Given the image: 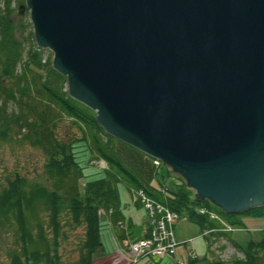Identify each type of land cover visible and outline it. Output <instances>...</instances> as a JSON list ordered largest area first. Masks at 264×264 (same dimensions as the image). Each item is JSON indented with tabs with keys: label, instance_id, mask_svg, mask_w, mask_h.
Masks as SVG:
<instances>
[{
	"label": "water",
	"instance_id": "1",
	"mask_svg": "<svg viewBox=\"0 0 264 264\" xmlns=\"http://www.w3.org/2000/svg\"><path fill=\"white\" fill-rule=\"evenodd\" d=\"M70 96L224 212L264 204V0H24Z\"/></svg>",
	"mask_w": 264,
	"mask_h": 264
},
{
	"label": "trees",
	"instance_id": "2",
	"mask_svg": "<svg viewBox=\"0 0 264 264\" xmlns=\"http://www.w3.org/2000/svg\"><path fill=\"white\" fill-rule=\"evenodd\" d=\"M12 1L0 0V143L10 138L14 126L20 140L42 149L45 162L41 179L14 172L0 184V227L6 223L14 226L13 242L17 245L8 253L10 264H61L57 249L62 212L68 216L65 222L70 227H83L75 264H92L95 258L106 255L103 233L125 250L128 246L123 239L132 242L149 237L146 208L141 235L130 236L128 226L133 220L120 208L118 182L130 192L135 206L145 207L133 197L141 192L198 224L209 251L210 235L205 231L231 241L228 232L242 224L240 213L264 220V204L237 213L224 212L211 200L197 198L181 175L164 162L154 163L155 157L106 132L96 121L95 110L68 94L66 76L53 68L50 54L42 56L28 20L12 16L17 2L19 10L24 7L23 0ZM63 118H68L76 134L57 137L55 127ZM92 160H102L103 165L97 167ZM172 171L177 176H171ZM242 252V257L228 261H206L264 264V238L249 241ZM174 255L175 248L173 254L162 256L150 252L131 256L126 250L123 259L124 264H189L198 259L191 255L187 262Z\"/></svg>",
	"mask_w": 264,
	"mask_h": 264
},
{
	"label": "rangeland",
	"instance_id": "3",
	"mask_svg": "<svg viewBox=\"0 0 264 264\" xmlns=\"http://www.w3.org/2000/svg\"><path fill=\"white\" fill-rule=\"evenodd\" d=\"M12 2L13 4L16 3L14 0ZM17 3L14 5L15 8L12 12V16L16 19L28 20V28L32 29L28 8L24 6L19 10V7L17 8ZM22 4H24V0ZM42 52L43 57L46 54L52 56L51 50L47 47H42ZM11 127L13 133L10 138L0 143V184L4 183L5 177L12 176L14 172H18V174L28 179H41L43 177L42 171L45 162V154L39 146L20 140L18 138L19 135L15 132V127ZM55 133L57 137H71L76 134L77 131L75 127L70 124L68 118H63L57 122ZM92 163L97 167L103 165L102 162L99 164L97 160H92ZM171 176L175 177L177 174L172 171ZM117 187L119 191L120 208L125 216H129L133 220V223L128 226V231H131L130 236L139 237L145 226L144 219L146 209L142 205L135 206L133 204L130 192L121 182L117 183ZM60 218L62 222V233L60 244L57 249L60 262L61 264H75L79 254L83 227L82 225L70 227L69 224L65 222L68 216L63 212ZM238 218L242 221V224L228 232L231 241L224 235L221 236L211 234L210 232H204L206 235H210L211 251H209L207 249V241L200 226L189 221L184 216L178 215L173 224L174 237L178 242L175 246V255L173 257L181 261L189 262V259L192 257L191 255H195L198 259L189 264H208L206 259L228 261L234 256L242 257V251L246 250L249 241L257 242L264 238V220L261 216L244 213H240ZM44 229L48 233L50 232L46 224ZM102 232H105V230ZM13 233V225L6 223L0 227V264H10L8 253L11 248L17 247L13 242L15 239ZM102 241L107 253L106 255L95 258L92 264H124L125 260L123 259V254L126 251L125 247L120 248L118 243L114 242L111 236L105 235L104 233L102 235ZM129 258L131 259L130 256Z\"/></svg>",
	"mask_w": 264,
	"mask_h": 264
},
{
	"label": "built area",
	"instance_id": "4",
	"mask_svg": "<svg viewBox=\"0 0 264 264\" xmlns=\"http://www.w3.org/2000/svg\"><path fill=\"white\" fill-rule=\"evenodd\" d=\"M153 161L157 163L159 160L154 159ZM133 197H138L147 209L149 237L139 238L132 242H128L126 239L123 240V243L128 246V254L132 256L144 252H150L157 256L173 254L177 244L171 230V223L174 221L175 213L162 204L155 203L143 196L141 192L134 194Z\"/></svg>",
	"mask_w": 264,
	"mask_h": 264
}]
</instances>
